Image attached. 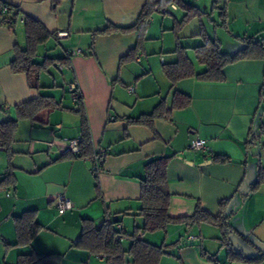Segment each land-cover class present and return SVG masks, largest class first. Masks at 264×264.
Instances as JSON below:
<instances>
[{
  "label": "crops",
  "instance_id": "0c3cea01",
  "mask_svg": "<svg viewBox=\"0 0 264 264\" xmlns=\"http://www.w3.org/2000/svg\"><path fill=\"white\" fill-rule=\"evenodd\" d=\"M3 1L19 7L23 15L40 21L57 35L51 40L62 47L59 57H68V64L61 69L69 75L67 89L72 83L82 95L94 153L99 152L103 162L97 187L90 158H61V137L80 135L77 113L56 108L40 112L35 122L20 120L11 146L15 189H0V264H17L19 256L31 253L46 255L48 264H107L104 256L75 246L82 220L89 219L100 227L106 216L120 219L116 228L121 227L128 235L141 228L143 219L132 214L140 206L139 176L144 162L155 156L170 157L166 172L171 194L169 216H190L197 203L215 216L219 202L227 200L224 209L230 225L264 250V183L250 192L257 177V156L264 164V136L249 152L243 145L249 129L257 133L264 123V92L260 101L264 59H243L225 66L223 82L190 77L170 88L162 64L176 59L174 49L168 51L169 60L161 49L158 59L143 60V53H138L134 59L120 61L135 46L137 36L133 31L96 35L94 54H90L93 32L108 23L134 24L145 0H62L55 9L51 0ZM225 18L227 51L244 46L240 37L264 43V0H227ZM161 29L155 21H149L144 46L157 39ZM182 30L178 36H182ZM15 45H25L22 18L13 27L0 26V122L15 117L14 106L54 86L42 82L40 90L31 88L26 73L11 70ZM190 60L196 70L205 69L195 61L194 52ZM174 91L188 95L190 104L171 109L168 118H155L152 127L128 122L127 118L152 112L162 100L168 110ZM69 112L75 118L68 117ZM196 137L205 139L206 152L189 148ZM214 155L230 161H214ZM7 167L6 153L0 148V180ZM58 194L73 203L72 209L62 215L55 207ZM27 210H35L41 229L30 244L17 246L15 217ZM238 233L230 236L233 246L245 255L256 254ZM142 238L169 245L168 254L159 264H249L229 263L226 247L220 243V229L206 223L171 224L165 231L147 232ZM129 243V238L123 240L125 248ZM125 263L132 264L131 257L125 256Z\"/></svg>",
  "mask_w": 264,
  "mask_h": 264
},
{
  "label": "trees",
  "instance_id": "16d2710c",
  "mask_svg": "<svg viewBox=\"0 0 264 264\" xmlns=\"http://www.w3.org/2000/svg\"><path fill=\"white\" fill-rule=\"evenodd\" d=\"M61 1L62 0H51L52 8L55 9ZM226 1L227 0H224V3L221 4V0H214L212 11L218 10L217 16L219 23H217V26L228 30L225 18ZM170 3L184 11L182 19L180 21H175L172 27L177 38L179 31L190 19L201 17L203 14L199 8L186 0H145L134 24L123 26L108 23L104 28L93 32L92 41L90 43V54H94L93 39L96 35L133 31L137 36L135 46L126 56L122 57L120 61L124 59H134L142 48L152 12L161 11L163 13H169V11L164 8ZM19 18L23 20L25 45L24 47H19L18 45L14 46V58L10 63V67L13 72L26 73L29 86L40 90L44 87L40 83L41 74L46 72L49 65L54 62L59 63L58 68L60 70L64 69V66L68 64V57L42 56L41 52L39 53L40 47L50 39H56L57 35L48 31L40 21L29 15H23L19 7L0 0V26L8 25L13 27ZM196 35L201 37L202 43L194 46L192 50L194 52L195 61L198 64L204 65L205 69L203 71L195 69L184 47L174 49L176 59L173 62L162 64V70L170 82V88H173L177 81L190 77H194L199 81L223 82L225 81V76L223 74V68L225 66L243 59H264V43L255 41L251 37H240L244 46L233 54H228L220 49V42L218 39H211L202 27ZM71 85L72 83L69 84L68 91L73 101L72 107H63L61 102L55 100L51 95L39 94L35 98L14 106V118L0 122V148L4 149L8 159V172H5L3 178L0 180V189L3 187L15 189L16 180L13 172L10 170V160L13 155L11 146L18 128V122L25 119L35 122L37 120V115L42 111L49 112L56 108L68 109L77 113L80 118V135L78 136L80 138L79 152H65L61 158L66 155L79 158H90L95 154L101 158L103 157L99 152L94 153L95 151L93 149L91 132L84 110L82 95L79 94L75 87L70 90ZM262 92H264V90H261L260 101H262ZM75 95L76 97L73 98ZM190 101L191 98L188 95L174 91L168 110H165V104L162 100L155 106L152 112L143 114L138 118H127V120L130 123L152 127V122L155 118H168L171 109L184 108L190 104ZM262 136H264V123L260 125L257 133L253 132L252 128H250L248 137L243 144L245 152H249L252 147L258 145ZM212 158L214 161L221 163L230 161L228 157L221 155H214ZM169 160L170 157L168 156H155L148 158L142 166V172L139 176L140 196L138 201L140 206L137 212L132 213L143 219L141 228H135L134 231L128 235L121 227L116 228V224H119L120 219L112 220L109 216H106L100 227H96L89 219H83L81 232L75 246L89 250L93 254L104 256L107 264H126L125 256L131 257L132 264H159L161 258L165 254H168L167 248H169V245L153 244L142 238V234L165 231L171 224L184 223L189 225L206 223L217 226L220 229V243L222 247H226V259L229 263L243 261L249 264H259L261 261H264V250L259 249L256 244L250 241L246 236L238 233L228 222L229 215L225 214L224 209L227 200L219 202V210L215 216L204 210L199 203L196 204L194 212L190 216H169L167 211L171 194L168 189L166 173ZM93 174L96 180V186L99 187L97 178L98 173L93 172ZM256 175V181L250 187V192L257 190L259 186L264 183V164L261 163L259 156H257L256 162ZM40 229L41 226L37 223L35 218V210L24 211L20 216L15 217L16 242L14 245L22 246L30 244ZM234 232L238 233L243 240L252 245L257 253L254 255H245L241 249L235 248L230 240V236ZM127 238L130 239V243L129 246L125 248L123 246V240ZM202 254L204 256L206 255L203 251ZM45 258L46 255L38 253L21 255L18 257L17 264H48L44 261ZM209 259L211 261L215 260L212 256L209 257Z\"/></svg>",
  "mask_w": 264,
  "mask_h": 264
},
{
  "label": "rangeland",
  "instance_id": "374dc122",
  "mask_svg": "<svg viewBox=\"0 0 264 264\" xmlns=\"http://www.w3.org/2000/svg\"><path fill=\"white\" fill-rule=\"evenodd\" d=\"M190 4L195 5L197 8H199L200 11H202L201 17H195L190 19L184 26L182 30V36L176 37L174 31L171 29L174 26L175 21H180L182 17L184 16V11H182L179 7L168 4L164 9L168 10L169 13H163L161 11L157 12L154 11L151 14V17L149 19L150 23L152 21H155V24L157 28L161 26V30L159 32V35L157 36V39L147 41V45L144 46L145 40L142 44V48L139 51V53H143V60L148 57H156L158 59L159 52H161V49L163 50V56L167 57V60H169V55L171 53H168L169 50H173L179 47H184L185 52L187 56L190 59H193V52L192 49H189V46H194L197 44L202 43V39L200 36H193L190 37V34L197 33L200 28L202 27L203 30H205L206 34L211 39H218L220 42V49L224 52V50H229V40H227V35L225 30H223L222 27L217 26V23H219L218 19V10L212 11V4L214 0H186ZM223 1V0H221ZM165 28H170L171 30H164ZM161 34V35H160ZM188 35L187 37L183 35ZM180 35V33H179ZM194 39H197L196 41ZM60 50H62V47L57 43L54 42V40H49L44 44V46L40 47L39 53H46L51 57H59ZM228 54H233L236 51H227ZM44 55V54H43ZM58 62H54L49 65L46 72H43L40 76V83L42 85V82L47 84H54L53 87L43 89L44 93L46 95H51L55 98V100L60 101L62 105L72 107V99L69 95V91L67 89V82L69 79V75L59 70L58 68ZM66 112H64L63 116V122L65 125L66 122ZM72 112H69V116L71 119L75 118L73 116ZM78 116V115H77ZM28 121V120H26ZM56 134V132H55ZM62 138V137H61ZM203 240V238H202Z\"/></svg>",
  "mask_w": 264,
  "mask_h": 264
},
{
  "label": "built area",
  "instance_id": "2783aa9c",
  "mask_svg": "<svg viewBox=\"0 0 264 264\" xmlns=\"http://www.w3.org/2000/svg\"><path fill=\"white\" fill-rule=\"evenodd\" d=\"M157 8V6H156ZM64 35V33H59V36ZM61 67V66H59ZM62 68V67H61ZM74 88V85H71L70 90ZM130 92L134 91L133 87L129 88ZM73 96V98H75ZM63 146L59 147L58 150L62 153L65 152H73V153H78L79 152V142L80 138L79 137H63L61 138ZM189 148L195 151H201V152H206L208 150V147L206 145L205 139L196 137L195 139L192 140V142L189 145ZM91 160V170L94 173H99L102 169V158L99 157L97 154L93 155L90 157ZM55 207L57 210V213L59 215L64 214L66 211L72 209L73 203L72 201L66 197L64 194H58L55 197Z\"/></svg>",
  "mask_w": 264,
  "mask_h": 264
}]
</instances>
